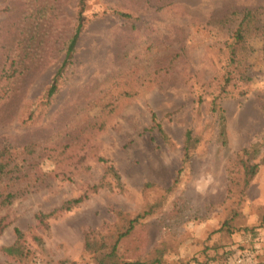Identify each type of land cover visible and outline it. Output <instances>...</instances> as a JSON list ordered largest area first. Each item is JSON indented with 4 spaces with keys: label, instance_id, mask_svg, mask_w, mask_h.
Masks as SVG:
<instances>
[{
    "label": "rangeland",
    "instance_id": "374dc122",
    "mask_svg": "<svg viewBox=\"0 0 264 264\" xmlns=\"http://www.w3.org/2000/svg\"><path fill=\"white\" fill-rule=\"evenodd\" d=\"M77 3L0 0V151L8 164L0 264H97L85 233L157 198L162 209L123 242L125 257L148 259L160 249L164 264H264V0H90L73 64L44 105ZM249 11L222 122L215 87L226 44ZM187 130L195 142L183 163ZM250 147L258 172L230 233L226 167ZM175 178L165 198L144 193L146 183L167 188ZM78 198L72 211L59 210ZM40 214L48 216L42 224ZM16 229L23 261L1 249L15 243Z\"/></svg>",
    "mask_w": 264,
    "mask_h": 264
},
{
    "label": "trees",
    "instance_id": "16d2710c",
    "mask_svg": "<svg viewBox=\"0 0 264 264\" xmlns=\"http://www.w3.org/2000/svg\"><path fill=\"white\" fill-rule=\"evenodd\" d=\"M90 0H78L77 3V16L76 24L73 30V34L70 37L66 51L64 53L63 60L56 70L51 82L49 83L46 91L43 95L42 103L49 105L52 99L57 95L60 89L61 79L67 71V69L73 64L74 57L77 50L78 42L86 28V10ZM116 16L126 19L134 20L137 17L132 12L114 10L112 11ZM237 12V11H236ZM234 12V13H236ZM98 16L99 14L96 13ZM251 12L242 13V18L234 32L231 35L230 42L226 44V67L225 71L219 78L215 90L216 94L212 101L213 110L217 112L220 121L224 120V108L220 101L227 97L230 88L235 86V78L237 67L239 64L240 47L246 41L245 24L250 16ZM155 116V115H154ZM223 134V131H222ZM195 142V136L192 130H187L184 142V156L183 163H186L191 159V149ZM250 148H242L235 153V157L229 161L226 167L227 175V191L228 202L230 201V209L227 219L224 221V229L230 233L235 228L236 221L244 217L242 205L247 199V190L253 181V178L258 172L259 165L253 163L250 159ZM6 152L0 151V180L7 172V160ZM181 172V171H179ZM179 178L173 179L172 184L167 188H162L154 183H146L144 186V193L151 190L160 191L165 198L169 193L173 192L179 185ZM6 199L1 201V206L6 202ZM83 202L82 198L73 199L64 204L59 210L66 212L72 211L75 207ZM163 207L162 200L157 198L155 202H147L144 208L136 213L131 214L118 210L116 212V222L111 226L101 228V230L91 229L84 235V249L90 254L95 256L97 264H164L163 263V251L156 249V254L148 259L137 258L129 259L121 252V245L137 230L142 224L144 219L156 214ZM262 221L264 220V206H260ZM48 216L40 214L37 218L40 224L44 223ZM1 225V222H0ZM17 240L14 244L2 247V252L8 257L16 260L23 261L27 255L26 247L23 243L24 233L16 229Z\"/></svg>",
    "mask_w": 264,
    "mask_h": 264
}]
</instances>
